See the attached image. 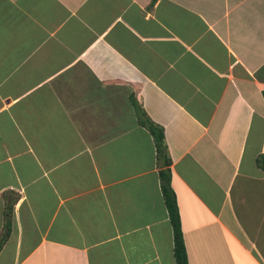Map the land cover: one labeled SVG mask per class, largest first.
<instances>
[{"label":"crops","instance_id":"crops-1","mask_svg":"<svg viewBox=\"0 0 264 264\" xmlns=\"http://www.w3.org/2000/svg\"><path fill=\"white\" fill-rule=\"evenodd\" d=\"M264 264V0H0V264Z\"/></svg>","mask_w":264,"mask_h":264},{"label":"trees","instance_id":"trees-1","mask_svg":"<svg viewBox=\"0 0 264 264\" xmlns=\"http://www.w3.org/2000/svg\"><path fill=\"white\" fill-rule=\"evenodd\" d=\"M140 123L146 127L153 135L158 155L163 159L166 169L162 170V193L170 215V222L174 233V256L176 264H188V257L184 243V237L181 227L180 212L176 200V195L172 189L171 176V159L167 155L164 131L161 127L156 126L146 115V113L137 106ZM260 167L264 170V156L259 160ZM1 248V245H0Z\"/></svg>","mask_w":264,"mask_h":264}]
</instances>
